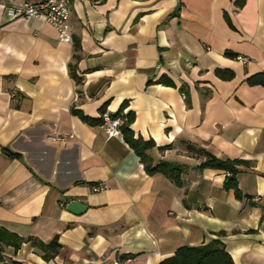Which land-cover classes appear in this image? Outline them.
<instances>
[{"label": "crops", "instance_id": "1", "mask_svg": "<svg viewBox=\"0 0 264 264\" xmlns=\"http://www.w3.org/2000/svg\"><path fill=\"white\" fill-rule=\"evenodd\" d=\"M22 1L0 0V227L59 247L7 245L0 264H158L213 238L232 264H264V85L245 81L264 71V0H71L69 42L43 18H10ZM123 102L130 136L154 140L153 164L181 165L178 183L80 116ZM187 144L241 160L240 196ZM72 199L86 209L67 210Z\"/></svg>", "mask_w": 264, "mask_h": 264}, {"label": "trees", "instance_id": "2", "mask_svg": "<svg viewBox=\"0 0 264 264\" xmlns=\"http://www.w3.org/2000/svg\"><path fill=\"white\" fill-rule=\"evenodd\" d=\"M244 0H235V4L237 6H242ZM77 44L75 43V48ZM224 54L229 57H236L237 54L229 49L224 51ZM71 68V67H70ZM215 74L222 79H230L233 77V71L228 68H215ZM71 74L74 77L75 74L72 72ZM79 79V78H77ZM245 81L252 84H261L264 85V71H259L253 73L246 77ZM150 82V80H149ZM155 82L174 85V82L164 73L160 74L159 77L155 80ZM181 91H185L184 84L179 86ZM125 102L121 103L116 113H113L112 116H120V111L124 107ZM101 111L103 109L101 108ZM79 113V112H77ZM80 114V113H79ZM83 120H85L89 124H98L101 123V117L98 118H89L82 114H80ZM125 120L120 125V130L124 133L127 142L133 147L135 152L139 155L140 160L145 165L147 172H161L165 176H167L172 181L178 183L179 175L182 171V166L170 161L160 160L157 163L153 164L150 158L145 154V150L155 146V142L153 139H138L130 136L132 133L128 127V124L132 121V114L128 112L124 114ZM169 147L168 145L157 146L159 150H164ZM187 150L194 153L195 155L203 156V160L200 162V167H208L215 169H223L227 172L224 180L223 187L225 189H232L235 196H240V191L237 187L236 173L238 169L236 167L237 164L242 163L239 159H221L213 154L207 152L201 147H196L190 144H187ZM57 236H54L49 242L45 243L40 240L33 239L31 237L23 238L18 236L17 234L10 232L2 227H0V259L1 251L7 245H11L14 249H16L22 241H30L33 246H36L40 250L43 251L42 256L44 258H48L53 256L59 247V243L57 242ZM158 264H232V259L229 253L225 250L223 243L218 238H213L207 243L199 244V245H182L176 248L174 253L171 256H168L158 262Z\"/></svg>", "mask_w": 264, "mask_h": 264}, {"label": "built area", "instance_id": "3", "mask_svg": "<svg viewBox=\"0 0 264 264\" xmlns=\"http://www.w3.org/2000/svg\"><path fill=\"white\" fill-rule=\"evenodd\" d=\"M70 6L71 0H40L37 2L24 0L5 6V12L10 18H43L55 29L59 40L69 42L72 40V28L69 21ZM236 58L241 61L246 60L243 56H236ZM100 117L107 137L117 136L121 132L122 118L120 116H112L108 111H102ZM68 137H72V135L69 134ZM46 139L55 142L65 138L62 135L50 134ZM102 188H104V184L92 187L93 190ZM127 261L131 260L127 259Z\"/></svg>", "mask_w": 264, "mask_h": 264}, {"label": "water", "instance_id": "4", "mask_svg": "<svg viewBox=\"0 0 264 264\" xmlns=\"http://www.w3.org/2000/svg\"><path fill=\"white\" fill-rule=\"evenodd\" d=\"M66 209L75 214H80L86 209V206L81 201L72 199L67 203Z\"/></svg>", "mask_w": 264, "mask_h": 264}]
</instances>
